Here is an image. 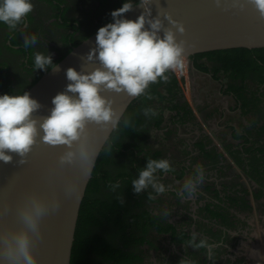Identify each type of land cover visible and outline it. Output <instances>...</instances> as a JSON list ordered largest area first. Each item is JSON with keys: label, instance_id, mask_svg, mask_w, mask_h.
Masks as SVG:
<instances>
[{"label": "clouds", "instance_id": "9594fccd", "mask_svg": "<svg viewBox=\"0 0 264 264\" xmlns=\"http://www.w3.org/2000/svg\"><path fill=\"white\" fill-rule=\"evenodd\" d=\"M153 3L154 0H138L134 5L133 0H126L122 7L110 13L112 22L98 29L95 46L84 56L87 63L98 61L100 67L90 72L68 68L65 71L68 83L51 100L53 107L47 116L34 118L42 105L26 91L22 95H0V162L12 163V154H15L19 157L17 163L24 165L39 136L43 144L62 148L57 157L61 168L67 165L75 169L79 180L91 175L99 151L92 128L106 134L115 130L121 122V113L114 109L113 101L104 98L101 93L140 97L146 94L150 84L158 80L167 82V73L183 75L188 68L187 51L191 46L183 39H176L177 34L183 36L185 33L183 24L167 13L163 14V20L160 13L152 17ZM246 3L252 5L260 19L264 20V0H246ZM213 4L225 12L237 8L243 10L244 7L240 0H231L230 5L228 0H213ZM134 6L142 9L139 16L134 21L125 19V14ZM32 10L30 0H0V22L14 30ZM165 20L170 27L164 26ZM23 43L28 48L37 43V37H25ZM34 66L40 71H59L49 53H34ZM148 98L151 99V96ZM143 114L149 117L155 116L156 112L145 108ZM123 122L125 126L129 125L127 119ZM90 125L93 127L90 128ZM172 171L174 168L168 159H148L137 178L131 181L134 194L147 192L149 201L156 200L167 190L158 173ZM204 179V168L195 165L193 173L181 183L177 195L181 199L194 198ZM111 187L118 189L120 185L117 183ZM64 193L68 198L79 199V185L71 179L66 180ZM117 198L122 204L121 195ZM58 207L55 194L47 200L35 193L26 194L16 208L22 226L0 230V261L3 264H36L31 248L41 238L39 221L49 210L54 212ZM162 215L167 218L170 213L165 209ZM199 235L193 232L188 246L194 250L206 249L207 258L212 260L214 249L219 244L210 243L206 237L200 238L197 243ZM179 264H191V261L184 257Z\"/></svg>", "mask_w": 264, "mask_h": 264}, {"label": "rangeland", "instance_id": "374dc122", "mask_svg": "<svg viewBox=\"0 0 264 264\" xmlns=\"http://www.w3.org/2000/svg\"><path fill=\"white\" fill-rule=\"evenodd\" d=\"M30 2L33 4L32 12L27 15V21L24 22L23 19L16 29H10L0 22V95H16L20 84L27 80L24 67L25 52L8 45L9 36L13 32L18 33L12 42L13 45H24L25 37L33 35L37 37V43L31 45L34 62V53H44L51 45L63 50L64 37L74 27L78 28L74 23L79 24L86 35L89 34L91 30L89 26L95 19L106 20L112 11L120 8V0H30ZM102 6L110 10L106 14L102 13L100 11ZM59 17H62V25L57 21ZM187 60L188 68L184 74H175L181 87V101L189 105L194 118L188 121L177 118L175 123H171L168 118L160 129L156 130L153 121H148L142 111L140 113L142 123L139 127L141 136L136 138L120 136L113 142L114 148L109 154V163L104 167L106 177L99 183L95 193L99 200L113 201L118 199V195H121L123 201L126 200L128 189H132L131 181L137 178L139 169H143L147 160L157 155L156 160L168 159L174 168V171L167 174L158 173L160 181L167 188L166 192L159 195L156 200L149 201L147 197H143L147 192L141 193L138 198L132 189L131 195L136 198L125 204V210L138 215L145 210H153L160 221L180 222L184 219L182 215L189 204L178 197L177 190L185 177L193 173L195 165L199 164L204 171H208L206 173L208 182L204 181L201 188L215 186L217 170L214 168V162L206 160L195 147L200 141H206L205 137L223 154L227 163L232 165L233 171H229L219 181L222 187H230V177L237 173L240 175L238 182L250 193L257 188L256 181L239 170L226 148L230 146L234 149L236 145L244 142L238 138L247 136L252 149L264 151V76L252 68L243 82L240 76L236 77L233 69L224 68L217 56L203 57L197 61L198 65L207 69V73L200 70L190 58ZM12 88L14 92L11 91ZM237 95L246 104L243 108L238 102ZM148 101L154 106L158 104V99L151 98ZM165 115L169 116L170 113L166 112ZM122 147H131V150L122 153ZM246 171L252 172L250 166H247ZM117 183L120 187L113 189L111 185ZM252 205L254 209L248 214L251 224L249 233L254 239L244 242L240 246V251L247 257L245 264H264V226L261 222L264 209L253 200ZM165 209L170 213L167 218L162 215ZM117 220L115 215L110 222L105 220L94 230L119 245L123 234L122 226L117 225ZM135 232L138 234L137 230ZM144 235L150 244H133L130 247L132 251L140 254L141 258L134 264H163L168 254V236L157 232L156 229ZM88 258L95 263L100 260L96 255H89Z\"/></svg>", "mask_w": 264, "mask_h": 264}, {"label": "water", "instance_id": "95a60500", "mask_svg": "<svg viewBox=\"0 0 264 264\" xmlns=\"http://www.w3.org/2000/svg\"><path fill=\"white\" fill-rule=\"evenodd\" d=\"M240 2L244 4L243 10L237 8L225 12L215 7L213 0H154L151 12L152 17L160 13L162 20L163 14L167 13L173 20L183 24L185 33L183 36L177 34L176 39L177 41L183 39L191 46L187 51V59L213 51L238 48L262 49L264 20L260 19L259 13L252 5L246 3V0ZM228 3L230 5L231 0H228ZM141 11L142 9L134 6L124 18L134 21ZM111 22L112 20L103 26ZM164 26L170 27L166 20ZM97 31L74 46L55 64L59 67L58 72L51 70L44 72L26 90L32 99L42 105V108L34 114V118L39 119L49 114L53 107L51 100L62 92L68 83L65 76L68 68H73L77 72L81 69L90 72L100 67L98 61L87 63L84 60L90 48L95 46ZM101 95L113 101V107L121 113V119L128 107L138 98H130L124 93L102 92ZM92 132L99 145L97 163L101 151L114 130L105 134L93 127ZM61 152V147L47 146L40 142L38 136L36 145L26 157L27 163L19 165L17 163L19 157L15 154H12V163L0 162V230L19 229L22 226L16 208L28 193H35L46 200L55 194L59 201L58 209L54 212L49 210L39 221L41 238L36 240L31 248L36 264H71L79 212L95 168L94 166L88 178L79 180L75 169L67 165L61 168L57 164V157ZM68 179L79 185V199L65 196L64 183ZM0 264L3 262L0 261Z\"/></svg>", "mask_w": 264, "mask_h": 264}, {"label": "trees", "instance_id": "16d2710c", "mask_svg": "<svg viewBox=\"0 0 264 264\" xmlns=\"http://www.w3.org/2000/svg\"><path fill=\"white\" fill-rule=\"evenodd\" d=\"M136 3H138V0H133V4ZM104 24L92 30L89 34L85 35L83 39H86L95 33ZM79 43L80 42H77L76 45ZM70 50L71 49H68L66 54ZM214 56L218 57L224 68L233 69L236 77L240 76L243 82L252 68L257 73L260 72L261 75L264 76V48L253 50L238 48L197 54L194 64L197 65L200 70L207 73V69L198 65L197 61L203 57ZM192 57H190V59H192ZM62 58L57 60L54 64L58 63ZM167 75L169 76L167 82L158 80V82L150 84L146 90V94L138 97L128 107L119 126L114 130L110 139L101 151L81 204L76 226L75 240L72 248L71 264L137 263L139 262L138 260H141L140 254L132 251L130 247H132L133 244H150L144 234L152 229H156L157 232L167 235L176 245L183 244L185 245V248H190L188 246V241L191 239V230L189 228L184 230L186 226L184 227L183 224L186 222H182L185 221V219H182L180 222L167 223L164 220L160 221L159 217L154 214L153 210H145L140 215L131 214L128 210H125V204L130 199L135 200L136 198L135 196L132 197L131 188L128 189V197L122 204L118 199H114L113 201H101L95 196L99 183L106 177L104 167L109 163L108 157L111 150L114 148L113 142L120 136L135 138L141 136L139 131V127L142 123L140 113L145 108H151L156 112L155 116L146 117L148 121H153L154 129L156 130H159L165 119L167 120L168 118L171 123H175L177 118L184 121L192 120L194 118L189 105L186 102L181 101V87L176 74L169 72ZM17 95L22 94L19 93ZM149 96L158 99V104L154 106L149 102ZM237 98L243 108L246 105L245 102L241 101L238 95ZM166 112H169L170 115L166 116ZM125 119L129 121L128 126L124 125L123 121ZM240 139L244 142L236 145L234 149H231L229 146L226 148V151L230 157L233 158V162L239 170L244 171V173L256 181L257 188L254 189L253 193H250L246 188L241 186L238 182L240 175L235 173L233 177H230V187H228V189H231L230 191L232 195L223 198L219 196L217 191H215V195L211 197V201L206 204L205 208H202V211H207L210 220H215L216 224L230 229L234 228L232 222L233 218H236L234 212L240 214L252 213L254 209L252 200L256 201V203L260 205V208L262 206L264 209V200L263 202H260L261 198L264 199V151L258 148L252 149L250 146L251 142L247 140V136L238 138V140ZM204 140L206 141H200L195 147L198 149L199 154L206 158V160H212L214 162V168H216L218 172V179L221 180V178L225 177L229 171H233L232 165L227 163L223 154L218 152L215 146H212L211 141H209L207 137H205ZM130 150L131 147L121 148V151H123L122 153H126ZM153 159H157V155H155ZM247 166H250L252 172L246 171ZM206 173H208V171H205L204 181L208 182V175ZM147 195L148 193L143 195V197H147ZM139 197L140 195H138V198ZM137 201H139V199ZM231 209H234V212H232ZM115 215H117L118 218L117 225L122 226L121 232L123 236L122 242L119 245L112 243L109 239L96 233L94 230L95 227L101 226L105 220L110 222L111 218ZM198 226L203 230V225H200V222L198 223ZM135 230H137L138 234ZM207 231L211 232L209 229ZM201 250L206 252V249ZM89 255H96L100 260L96 263L91 262L88 258Z\"/></svg>", "mask_w": 264, "mask_h": 264}, {"label": "flooded vegetation", "instance_id": "af4514ba", "mask_svg": "<svg viewBox=\"0 0 264 264\" xmlns=\"http://www.w3.org/2000/svg\"><path fill=\"white\" fill-rule=\"evenodd\" d=\"M102 1V0H101ZM126 2V0H120L119 7H122V4ZM109 8L101 7L100 11L102 13H107ZM62 17H59L57 21H60L59 24L62 25L63 21L61 20ZM111 20L109 16L106 20H97L95 19L92 24H90L89 29L91 30L88 32L90 33L92 30L96 29L97 27L101 26L102 24ZM27 19L24 18V22ZM26 24V23H25ZM69 24V22H68ZM77 25L78 28L74 27L65 37L62 42L63 50L59 49L56 45H51L47 48V51L43 54L47 55V53L51 54L53 64L62 58L68 49H72L77 42L83 41L85 37V31L83 32V28L80 27L79 24L74 23ZM80 27V28H79ZM22 29V28H21ZM87 35V34H86ZM18 33L13 32L8 39V45L12 46L21 51L25 52V60H24V67L26 68L27 80L23 81L18 90L16 91L17 94H23L30 86L34 84V82L42 76V74L46 71L36 70L33 62V53L31 50V46L25 48L24 45H13L12 42L15 41L17 38ZM83 39V40H82ZM196 55L192 57L191 60L195 61ZM14 92V88L11 89ZM16 94V95H17ZM233 95V93H230ZM220 179H218V172L216 171V180L213 186V190L210 191L209 185L206 187L201 188L199 186L198 192L194 198L191 199H182L185 200V203L189 204L186 211L182 215V218L185 219L182 223L184 225V230L188 228L191 230V234L193 232L199 233V237L197 243L199 242L200 238L206 237L210 243H218L219 247L214 249V257L212 260L207 258V250L204 252L201 249H192L191 247L185 248V245H176L173 243L170 237H167V241L169 245L167 246V255L164 259L163 264H179V261L182 258H186L187 260L191 261V264H245V260L247 257L244 256L245 254L240 251V246L247 241L253 240L254 238L249 233L250 230V218L247 213H237L234 212V209H231L232 212L236 214V218L232 220L234 228H226L216 224L215 220H210L209 214L207 211H202V208L206 207V204L211 201V197L214 196L215 191L219 193V196L225 198L231 194V189L227 187H222L219 184ZM178 197H180L178 195ZM264 200V199H261ZM203 225V230L198 226V223ZM261 222L264 226V217L261 219ZM211 230L208 232L207 230ZM200 230V231H198Z\"/></svg>", "mask_w": 264, "mask_h": 264}]
</instances>
